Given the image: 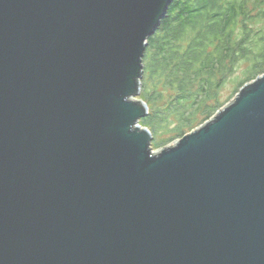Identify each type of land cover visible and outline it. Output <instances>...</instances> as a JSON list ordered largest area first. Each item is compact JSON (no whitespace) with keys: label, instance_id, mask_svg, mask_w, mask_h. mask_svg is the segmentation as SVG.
Returning a JSON list of instances; mask_svg holds the SVG:
<instances>
[{"label":"water","instance_id":"water-1","mask_svg":"<svg viewBox=\"0 0 264 264\" xmlns=\"http://www.w3.org/2000/svg\"><path fill=\"white\" fill-rule=\"evenodd\" d=\"M173 0H0V264H264V73L166 146L140 120Z\"/></svg>","mask_w":264,"mask_h":264},{"label":"trees","instance_id":"trees-1","mask_svg":"<svg viewBox=\"0 0 264 264\" xmlns=\"http://www.w3.org/2000/svg\"><path fill=\"white\" fill-rule=\"evenodd\" d=\"M140 122L166 146L207 122L240 88L264 73V0H173L144 53ZM247 64L233 93L220 92Z\"/></svg>","mask_w":264,"mask_h":264},{"label":"rangeland","instance_id":"rangeland-1","mask_svg":"<svg viewBox=\"0 0 264 264\" xmlns=\"http://www.w3.org/2000/svg\"><path fill=\"white\" fill-rule=\"evenodd\" d=\"M247 68V64H242L237 72L235 73V75L233 76L232 80H230L229 82H227L225 84V86L223 87L222 91L220 92V98L222 100H226L228 98V96L230 95V93L234 91V88H235V85H236V81L239 77L243 76L244 75V71L246 70ZM155 137V141H158L159 139L163 138L164 135H162L161 133H155L154 134ZM177 139H175L174 141L172 142H175ZM154 142V140H153ZM170 142V143H172ZM169 143V144H170ZM168 145V144H167ZM158 149V148H157Z\"/></svg>","mask_w":264,"mask_h":264}]
</instances>
